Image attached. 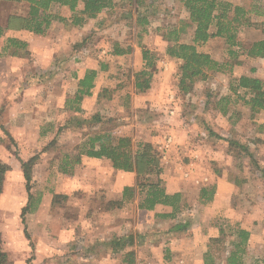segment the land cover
I'll use <instances>...</instances> for the list:
<instances>
[{
	"label": "rangeland",
	"instance_id": "rangeland-1",
	"mask_svg": "<svg viewBox=\"0 0 264 264\" xmlns=\"http://www.w3.org/2000/svg\"><path fill=\"white\" fill-rule=\"evenodd\" d=\"M230 1L264 13V0ZM28 10L26 1H0V159L10 166L0 197V233L9 263L44 264L51 254L44 242L50 239L54 246L60 245L57 254L62 260L55 264H96L91 259L93 245L101 259L119 264L126 253L120 255L116 248L129 240L121 239L119 232L134 235L137 230L134 239L139 243L149 239L156 244L153 249L143 247L139 254L133 251L129 255L128 251L129 264H135L136 253L137 264H205L210 238L219 234L224 218L239 221L250 232L258 230L249 239L245 264L264 256V112L252 113L230 91L231 81L242 74L264 79V57L252 58L245 53L246 47L260 40L261 30L243 27L234 55L224 38L198 44L200 51L221 62L231 60L233 71L212 73L182 91L181 61L166 54L168 42L162 30L188 20L189 13L180 0H140L139 4L118 0L115 7L103 10L89 24L67 27L55 20L45 35L26 33L28 39L5 28L10 15L26 16ZM52 12L71 16L68 7L53 8ZM138 14L148 23L136 24ZM252 17L264 20V15L254 12ZM192 34L189 29L183 40L191 41ZM16 36L26 40V48L9 45L6 50L7 39ZM143 47L150 49L157 61L150 88L140 92L135 87V73L144 68ZM117 48L131 49L118 55L114 53ZM88 69L98 70L93 94L76 102L79 79ZM226 96L231 98L223 100ZM104 131L129 134L135 142H151L167 191L174 193L172 190L181 188L189 208L177 218L161 217V211L155 218L150 213L142 221L136 220L138 198L121 206L115 203L123 198L125 186H118L117 177L122 173L108 158L89 159L78 177V181L90 180L88 170L92 169L97 177L92 181L95 189L86 190V183L74 188L70 174L61 172L64 175L59 176L64 155L69 153L74 159L88 137ZM33 156L37 160L32 167L31 192L39 202L33 215H23L29 194L22 162ZM150 179L155 180L156 175ZM221 181L224 183L219 188ZM203 187H214L208 203L200 199ZM50 189L59 192L58 197ZM45 217L50 219V236L42 228ZM179 223L185 226L179 229ZM108 227L113 231L99 237L102 240L86 236L108 231ZM225 228L230 250L235 236ZM74 237L90 241V245L78 242L81 247L75 254L80 260L69 257L70 250L60 251ZM227 255L225 250L220 252L217 264H227Z\"/></svg>",
	"mask_w": 264,
	"mask_h": 264
},
{
	"label": "trees",
	"instance_id": "trees-1",
	"mask_svg": "<svg viewBox=\"0 0 264 264\" xmlns=\"http://www.w3.org/2000/svg\"><path fill=\"white\" fill-rule=\"evenodd\" d=\"M1 1V0H0ZM26 1L29 4L28 14L10 15L5 28L24 29L35 34L44 35L51 27L52 22L59 20L67 27L83 26L88 20L98 17L105 9L116 6L118 0H12ZM124 1V0H121ZM139 4L140 0H130ZM181 4L189 13L188 20H180L179 24L166 27L162 30L165 40L168 42L166 54L170 58L181 61V75L179 78V88L188 91L199 79H207L212 73H229L233 71L234 63L231 60L219 61L210 53L202 52L198 49V44L207 42L211 38H224L229 46L230 54L237 53L233 47L240 45L239 33L243 27H254L260 29L264 34V20H254L252 13L264 15L244 5L234 3L230 0H180ZM82 5V6H80ZM68 7L71 16L66 17L58 12H52L53 8L60 9ZM136 24L148 23L147 18L138 14ZM193 30L191 41H184L182 35ZM3 35V28H0V38ZM9 45L18 48H26L27 42L18 37H9L5 49ZM131 48H117L114 53L127 54ZM14 52L13 54H16ZM248 57H264V38L252 42L245 48ZM142 55L144 68L135 73V87L138 91H145L150 88L151 78L154 74V67L157 56L150 49L143 47ZM98 75L97 69H88L79 79L78 90L75 94L76 102H80L84 96H91L95 87V78ZM230 91L237 95V100H242L248 105L252 113L264 112V79L252 75L242 74L231 81ZM128 97V94L126 95ZM226 96L223 100H229ZM76 107L75 110L80 111ZM82 110V109H81ZM226 111V110H225ZM235 143L234 140H229ZM95 158H108L115 169L135 172L137 181L133 186H125L123 198L115 203L121 206L124 202L133 201L138 198V208L154 210L157 205L170 206L171 212L160 214L165 218H177L178 214L185 211L190 206L189 199L185 192L177 191L170 193L167 191L164 180L161 176L163 168L160 159L151 142H135L131 135H114L111 132H98L86 139L79 147L75 158L66 153L62 158L58 170L65 174H71L75 167L81 162L82 156ZM37 160V156L22 162V169L27 182L29 201L23 208V215L36 210L39 197L31 192L32 190V167ZM10 166L0 159V197L3 191L4 181ZM156 175L155 180L150 177ZM214 187H203L200 192V199L203 203L212 200ZM55 194L54 197H58ZM223 219L219 223V234L210 238L208 250L204 254L205 264H217L216 259L220 252L227 251V264H245V255L249 252V239L251 232L242 227L239 221ZM185 225L176 224L177 228ZM228 227L235 236L230 241L232 248L227 249L225 231ZM128 241L123 245H133L134 235L127 236ZM123 246V247H124ZM129 255L133 251L128 252ZM9 255L4 248L3 238L0 233V264H10ZM253 264H264V256H257Z\"/></svg>",
	"mask_w": 264,
	"mask_h": 264
},
{
	"label": "crops",
	"instance_id": "crops-1",
	"mask_svg": "<svg viewBox=\"0 0 264 264\" xmlns=\"http://www.w3.org/2000/svg\"><path fill=\"white\" fill-rule=\"evenodd\" d=\"M80 6H82V5H80ZM63 8V7H62ZM65 8V7H64ZM95 18H93V20H94ZM90 20H92V19H90ZM90 20H88V22L86 23V24H89V21ZM85 24V25H86ZM51 28V27H50ZM10 30H15L16 32H18L19 34L18 35H20L21 37H24L25 39H28L30 36H25L26 35V33H31V34H34V33H32V32H30V31H27V30H24V29H21V30H18V29H10ZM48 31H49V29H48ZM15 35H17V34H15ZM24 35V36H23ZM36 35V34H35ZM45 35V34H44ZM43 36V35H42ZM17 37V36H16ZM28 37V38H27ZM37 37V36H36ZM264 38V34L262 33L261 35H260V37L258 38V39H263ZM24 41H26V40H24ZM28 41V40H27ZM136 48H133L132 47V52L134 53V54H137L136 53ZM113 56V55H112ZM261 58H263V57H261ZM151 90V89H150ZM136 93V92H135ZM149 94L150 93H152V90H151V92H148ZM141 94H144V93H141ZM137 97H138V94H137ZM137 97H135V98H137ZM147 97V96H146ZM132 98H133V93H132ZM134 98V99H135ZM138 99V98H137ZM63 105V104H62ZM83 108V107H82ZM127 135H129V134H127ZM89 159H91V160H100V159H104V158H96L95 159V157H88V156H84V158H82V160H81V162L75 167V169H74V171L70 174L73 178H74V182H75V184H74V188L76 187L75 185H78L79 187L80 186H82V184H84V183H86L83 187H85L86 186V190H92L93 188L95 189V185H93V182L92 181H96L97 180V177L95 176L94 177V175H95V173H94V171L92 170V169H89L88 170V174L90 175V178H88V179H90V180H88L87 181V179L86 180H81V181H78V177L80 176V174L84 171V169H85V165L84 164H86V163H88V160ZM110 169H112V168H110ZM107 170V169H106ZM109 170V169H108ZM107 170V171H108ZM121 171V176H118L117 177V181H118V186H127V185H129V186H133V185H135L136 184V174L134 173V172H130V171H122V170H120ZM58 174H59V176H62V175H64V174H61V172L59 171L58 172ZM132 177L135 179L134 181L132 180ZM60 178V177H59ZM77 181V182H76ZM119 181H120V183H119ZM224 183V181L222 182H219L218 183V186H219V188H220V185H222ZM101 184V183H100ZM116 185H117V183H116ZM97 186H99V182H97ZM51 190L52 189H50V192H51ZM173 192H177V191H182V192H184L181 188L180 189H176V190H172ZM49 192V194H51L52 192H54V193H52V195L53 196H55V194H59V192H57L56 190L55 191H52L51 193ZM29 194V193H28ZM169 206H165V205H157L156 206V208L154 209V210H146V209H139L138 208V212H137V214H136V216H135V218H136V220H139V221H142V217L144 218V217H147V216H149V215H151L150 213H152V217L153 218H155V215H156V213L157 212H161V211H163V213H168V212H171L172 211V208L170 207V209L168 208ZM163 209V210H162ZM35 211V210H34ZM33 211V212H34ZM33 212H29L30 214H32L33 215ZM36 212V211H35ZM26 215V214H25ZM44 220H46L45 222H43L44 223V226L42 225V228L44 229V230H46L47 231V234L49 235V228H48V225H49V220L50 219H46V217L44 218ZM165 220V219H164ZM108 231H101V232H95V234H93V233H90L89 235H86V236H96L95 237V239H94V241H97V239H99V240H102V238H99V237H106L107 236V233L108 234H110V233H112V231H113V229L110 227H108ZM137 229V228H136ZM254 231H258V230H252L251 231V237L250 238H254L255 236V234H254ZM135 233H134V236L136 237L137 236V230H135L134 231ZM168 232H171V234L173 235H175V233L176 232H174V231H172V230H168ZM173 232V233H172ZM78 235V234H77ZM119 235L121 236L120 238L122 239L123 237H127V233L126 234H121V232H119ZM50 236V235H49ZM216 236V235H215ZM78 237H80V236H78ZM111 237V236H110ZM126 239V238H125ZM72 242H70V243H67V244H65L63 247H61L60 249H62V250H60V251H63V252H65V253H67L66 251H68V250H70L71 252H72V254H68V256L70 257H72V258H76V259H78V260H80V257H79V255H77V254H75V250H77V248L78 247H81L79 244H78V242H80V243H82L83 245H90L89 243H90V241H88L87 239H83L82 241L80 240V239H76L75 240V237L74 238H72ZM46 242V243H45ZM44 242V244L46 245V251H49L51 254L49 255V256H47L46 258H45V260H43V262H44V264H55V262L56 261H60V260H62V259H60L61 257H59L60 255H58L57 254V251H58V247H60V245L58 246L57 244V246L58 247H56V246H54L52 243L53 242H51L50 241V239L49 240H47V241H45ZM94 244H95V242H93ZM156 243H154L153 245H155ZM152 245V243H151V240L149 241V239H147L144 243H139L138 241H137V239H134V244L133 245H128V244H125V246L122 244L119 248H116V250H118V251H120V255H122L123 253H126V254H124V256L122 255V258L120 259V263L119 264H129L128 262H127V260H126V255H127V252L128 251H136L137 253L139 252V250H143L144 248L143 247H146V246H150L151 247V249H153L154 247H152L153 246ZM124 246V247H123ZM91 247H93V250H94V254L91 256L92 258V261H96L95 263L96 264H110L109 262H108V260H107V258H105V259H101V255H99L98 253H97V250H96V248H95V246L93 245V246H91ZM131 249H133V250H131ZM107 251L110 253L111 252V248L109 247L108 249H107ZM106 252V251H105ZM136 253V255H135V264H137L138 262H139V256H138V254Z\"/></svg>",
	"mask_w": 264,
	"mask_h": 264
}]
</instances>
